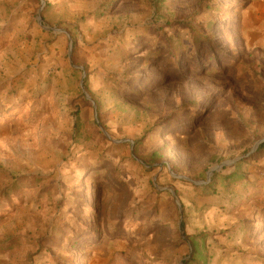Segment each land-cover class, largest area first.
Wrapping results in <instances>:
<instances>
[{
	"label": "rangeland",
	"instance_id": "374dc122",
	"mask_svg": "<svg viewBox=\"0 0 264 264\" xmlns=\"http://www.w3.org/2000/svg\"><path fill=\"white\" fill-rule=\"evenodd\" d=\"M263 144L264 0H0V264H264Z\"/></svg>",
	"mask_w": 264,
	"mask_h": 264
},
{
	"label": "trees",
	"instance_id": "16d2710c",
	"mask_svg": "<svg viewBox=\"0 0 264 264\" xmlns=\"http://www.w3.org/2000/svg\"><path fill=\"white\" fill-rule=\"evenodd\" d=\"M184 29H188L187 27H184ZM84 82H87V79L86 80H84ZM76 122H77V125H76V131H78L79 129H78V124H79V122H80V117H77L76 118ZM262 152H264V144L262 145V147H261V149H260ZM157 154V151L155 152V153H153V155H152V157L153 156H155ZM159 159H157V160H154V161H152V163H154V162H157ZM241 163H243V161H240V162H238V163H236V165L235 166H238L239 164H241ZM144 165L146 166V165H148V163H144ZM218 176H221V174H214L213 176H212V178H211V181H210V183H209V185L208 186H202V187H200V189H202V190H206V189H211L213 186H216V185H218L217 183H216V180H217V177ZM238 176H239V174L237 173V172H234V173H231V174H229V175H227V176H225V177H223V182H224V185H226V186H230V185H232V184H234V185H236V184H243V181L242 180H239V178H238ZM215 188V187H214ZM213 188V189H214ZM247 188V187H246ZM182 229H183V226H182ZM196 252H198L196 249H194V254H193V257L195 256V253ZM183 264H197L195 261H193V258L191 259V260H189V261H185Z\"/></svg>",
	"mask_w": 264,
	"mask_h": 264
},
{
	"label": "water",
	"instance_id": "95a60500",
	"mask_svg": "<svg viewBox=\"0 0 264 264\" xmlns=\"http://www.w3.org/2000/svg\"><path fill=\"white\" fill-rule=\"evenodd\" d=\"M213 171H214V170H213ZM213 171H211L210 174L213 173Z\"/></svg>",
	"mask_w": 264,
	"mask_h": 264
}]
</instances>
